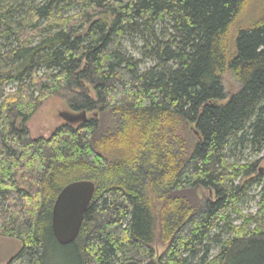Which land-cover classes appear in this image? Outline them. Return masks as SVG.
I'll use <instances>...</instances> for the list:
<instances>
[{
    "label": "trees",
    "instance_id": "obj_1",
    "mask_svg": "<svg viewBox=\"0 0 264 264\" xmlns=\"http://www.w3.org/2000/svg\"><path fill=\"white\" fill-rule=\"evenodd\" d=\"M249 1L0 0V237L21 243L6 264H264V0L229 34ZM54 95L92 117L32 139ZM238 146L255 159L232 160ZM81 180L95 192L62 246L52 207Z\"/></svg>",
    "mask_w": 264,
    "mask_h": 264
},
{
    "label": "rangeland",
    "instance_id": "obj_2",
    "mask_svg": "<svg viewBox=\"0 0 264 264\" xmlns=\"http://www.w3.org/2000/svg\"><path fill=\"white\" fill-rule=\"evenodd\" d=\"M260 4L258 0H250L245 4L244 9L241 10L243 13L239 15L236 20L233 22L230 29V37L233 38L236 34L238 28L246 25V22L250 21L251 14L254 13L255 4ZM261 5V4H260ZM259 5V7H260ZM245 10V11H244ZM262 11V10H261ZM71 13V12H70ZM248 21V22H249ZM140 43L136 42L134 39H126L122 44V50L125 55L142 61V56L138 51ZM152 63L150 61H142L141 68L145 69L149 67ZM222 86L224 88L225 97L228 98L231 95L236 94L240 90V84L235 79L232 73L226 71L222 77ZM93 95L92 91L90 92ZM67 98L63 95H54L45 100L37 111L33 114L30 120L27 123V128L32 139H48L52 133L59 127L63 126L66 122L61 117L63 113H73L67 106ZM79 114V113H76ZM86 117H92V113H86ZM110 117L105 119V128L111 126ZM182 137L186 138L190 145L194 144L193 133L190 127H187L185 130L181 129L180 131ZM238 146L232 156V160H252L255 159V156L252 155L250 150L242 149ZM260 167L264 171V160L260 163ZM259 187H253L250 191L248 197L244 200L242 204V209L244 213H253L257 209V202L259 200ZM203 191L198 192L199 197L204 196ZM206 194V193H205ZM21 248V243L17 240L0 237V264H6ZM164 250V246L156 238L154 243L155 257L160 255ZM64 257H67L68 254L63 253ZM59 257V256H58ZM60 257H63L62 255ZM59 257V258H60Z\"/></svg>",
    "mask_w": 264,
    "mask_h": 264
},
{
    "label": "water",
    "instance_id": "obj_3",
    "mask_svg": "<svg viewBox=\"0 0 264 264\" xmlns=\"http://www.w3.org/2000/svg\"><path fill=\"white\" fill-rule=\"evenodd\" d=\"M68 124L87 121L86 113H63ZM95 192L92 181H74L64 186L58 193L51 212V229L57 243L65 246L74 242L80 232L87 207ZM124 264H159L155 258L146 262L128 261Z\"/></svg>",
    "mask_w": 264,
    "mask_h": 264
}]
</instances>
